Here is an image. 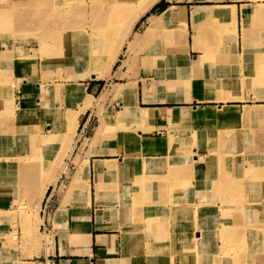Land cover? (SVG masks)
<instances>
[{"label": "rangeland", "instance_id": "obj_1", "mask_svg": "<svg viewBox=\"0 0 264 264\" xmlns=\"http://www.w3.org/2000/svg\"><path fill=\"white\" fill-rule=\"evenodd\" d=\"M146 1L0 0V220L3 219L7 224L8 222L11 224L5 226L11 229L6 232L0 264H24L22 260L25 258L31 261L45 260L40 248L51 245L52 238L46 234L48 230L41 214L43 211L46 216L50 213L51 200L55 195L46 198L48 201L45 199L42 210H39L45 192L43 188L46 189L50 183L55 182L58 178V176L55 178V175L63 171L65 172L58 181L65 183L66 177L75 170V163L68 162L66 165L63 157L70 155L78 141L77 131L83 142L85 138L92 136L98 125L95 138L100 134L101 136L96 142L106 144L110 142L113 147L116 140H123L126 136L137 133L138 124L134 126L135 128H132L131 124L128 125L129 127L124 124L110 125L121 120V116L128 111L127 108H124L123 112L120 111L116 119L108 120L102 115H110V110L112 113L121 108L119 99H115L113 95L120 97L124 102L130 95H135V82L118 81L134 78L140 71L139 65L133 66L130 62L125 73L127 52L123 45L129 42L128 37L135 22L142 15L148 14L150 9L161 0L141 13ZM165 3L168 2L163 0L161 5ZM158 10L156 8L153 12ZM49 22L53 23L52 26L47 24ZM49 31L61 33L54 38L44 37L43 34ZM39 38L46 40L40 41ZM67 40H70V45L73 46L67 47ZM92 49L96 54L94 53L90 62H97L95 68L105 74L102 79L96 81H92L86 74L78 76L79 73L92 69V65L84 67L76 63L88 62L89 55L93 53ZM103 51V54H99ZM111 70L116 72L112 74ZM33 73L35 84L32 83L34 85L32 87L38 84L40 89L32 92L24 90L27 92L26 102L35 99L32 102L34 106L29 104L25 106L23 95L14 87L15 80H17L16 87L20 88L21 81L31 82L30 74ZM87 81L90 83L86 91L80 82ZM114 82L118 83L112 88ZM126 85H133L134 89L131 94L124 97L122 93ZM115 90H118V93H115ZM86 92L92 93L95 97L88 96ZM250 92L254 93L252 89ZM77 93L78 97H75ZM258 103L255 97L241 102L240 104L244 105L241 111L229 104L198 107L209 117L187 128L177 129L176 133L179 136L191 137L200 144L206 142L205 139L208 140V156L203 157L204 162L199 161L201 155L196 159L191 158L198 150L192 145L183 144L184 146H181V150L173 158L177 156L175 171L179 177L191 173L196 179L195 185L184 183L181 188L189 187L193 191L191 193H209L212 196L211 200H199L201 196H198V199L194 198L191 203L212 204L216 207V215L208 217V211L196 208V212L203 211V220L198 223L197 215L192 214L191 221L180 229V239L188 240L189 237L196 239L193 233L196 224L207 242L202 243V247L200 244L199 249H196L192 243L191 247L184 249L187 250L179 259H172L167 264H204L201 257L206 258V264H264V146H261V152L254 153L258 151L260 142L264 145V110L252 114L249 118L244 115V109L248 106L259 105L264 109V104ZM87 106L93 109L90 111L92 115L88 126H81L78 130L76 127L78 123L80 125V117ZM134 108H138L136 102ZM190 110L192 109L188 112H191ZM67 111L79 113L76 122L69 121V112L64 123V114ZM86 117L87 115H82V123ZM169 121L174 123L173 126L168 127V140L171 141L175 125L184 121L176 122L173 118ZM129 128V135H126ZM239 135L244 140L245 149H255V151L252 154L242 152L239 156L243 155V160L233 159L232 161H235L233 166L230 163L225 165L223 151L218 148L220 146H217V143L224 142V139L237 138ZM165 139L146 140L143 146H140L143 152L138 146L129 148V151H125L124 158L118 161V166L125 165L126 160L132 161V156H135V158L140 157L142 162L148 161L143 162L145 170H152L154 163H158L155 154L164 145ZM104 146H99V149L108 150L109 147ZM170 149L171 147L167 150ZM85 150L86 155L96 152L95 147L90 145H86ZM77 151L79 148L76 146L73 153ZM13 165H18L19 168H11ZM28 165L32 171L22 174L21 167ZM79 168V172H84L83 165ZM228 170L234 172V177L226 174ZM107 171L110 174L112 170L108 167ZM105 173L101 172V180L95 179V187L98 191L102 186L103 189L117 187V183L110 179L111 176L106 177ZM35 174L38 175L37 180H40L38 184L34 180ZM49 194L48 191L46 197ZM104 195L105 193H101V197ZM181 210L185 211V208L181 207ZM193 212L195 211L192 209L191 213ZM148 217L152 220L156 216L149 214ZM209 218H215L214 223H211ZM221 234L224 235L223 238ZM210 235H217L219 238H212ZM213 246L216 247L211 253ZM244 246L251 247L249 250H244ZM167 249V244H163L160 255L163 256ZM9 250L17 252V255L13 256L14 261L8 260ZM190 254H193L194 259L188 257Z\"/></svg>", "mask_w": 264, "mask_h": 264}, {"label": "crops", "instance_id": "obj_2", "mask_svg": "<svg viewBox=\"0 0 264 264\" xmlns=\"http://www.w3.org/2000/svg\"><path fill=\"white\" fill-rule=\"evenodd\" d=\"M166 1L165 7L144 14L135 22L128 37L129 42L123 45L127 52L125 73L130 62L133 66L139 65L140 71L134 78L118 82H135V95H130L125 102L113 95L119 99L121 108L112 113L110 110V115H102L108 120L116 119L120 111L127 108L121 120L110 125L124 124L129 127L131 124L135 128L138 124L137 133L129 135V128L126 135L130 137L116 140L113 147L110 142H96L101 136L95 138L98 125L92 136L83 142L77 131L78 141L70 155L63 157L66 165L68 162L75 163V170L63 184L58 180L65 171L55 175L58 178L46 187L40 201L39 210H42L43 201L55 195L51 200L50 213L46 216L43 211L41 214L52 244L40 248L44 261L25 258L22 261L26 264H167L172 259H179L186 247H191V238L180 239V229L191 221L192 214L197 215L198 223L204 217L202 210L196 212L191 201L194 198L197 200L198 196H201L199 200H211L212 196L209 193H191L193 191L189 187L181 188L184 183L195 185L196 179L191 173L179 177L175 171L177 156H173L179 153L181 146L192 145L198 150L191 158L196 159L201 155L199 161L204 162L209 143L205 139L206 142L200 144L191 137L176 133L177 129L187 128L196 122L175 125V132L169 141L168 127L174 125L169 121L172 118L170 115L174 111L225 104L241 111L244 105L240 103L254 97L258 104H264V0ZM168 49L172 52L168 53ZM34 73L37 75L36 70ZM34 73L30 74L31 82L21 81L20 88L16 87L15 80L14 87L23 95L25 106H34L32 102L35 99L26 102L27 92L24 90L32 92L40 89L38 84L32 87L35 84ZM118 82H114L112 88ZM80 83L87 91L90 82ZM126 86L129 90L124 97L134 89L133 85ZM251 89L254 93L250 92ZM86 94L95 97L92 93ZM75 97H78V93ZM135 102L138 108L133 109ZM90 111L93 109L87 106L82 113L87 117L82 123L81 115L80 125L78 123L76 129L88 126L92 115ZM69 112L64 114V123ZM164 138V147L156 152L158 163H154L152 170H145L143 162L148 161L142 162L140 157L135 156H132V161L126 160L125 165L118 166V161L124 158L129 148L138 146L143 152L140 146L146 140L160 141ZM217 144L223 151L225 165L230 163L233 166L237 159L244 158L243 155L239 156L242 152L252 154L255 151L245 149L241 135ZM86 145L94 146L96 152L86 155ZM102 145L109 147L108 150L99 149ZM76 146L79 151L73 153ZM261 146L264 145L260 142L258 151L254 153L261 152ZM169 147L172 150H167ZM108 164L115 165V170L110 174L107 173ZM81 165L84 167L82 173L79 172ZM95 167L98 168L97 174L102 171L106 172V177L111 176L117 187L98 191L95 187V179L98 178ZM226 174L234 177L232 171L228 170ZM37 179L38 175L35 174L36 184L40 181ZM48 191L50 194L46 197ZM101 193L105 195L101 197ZM192 209L195 212L191 213ZM149 214L157 216L154 217L157 220L149 222ZM8 225L11 224L0 220V254L4 252L6 232L11 229L5 227ZM163 244H167L168 249L161 256ZM9 251L11 254L6 251L10 256L8 260L14 261L13 256L17 252ZM188 257L194 259L193 254Z\"/></svg>", "mask_w": 264, "mask_h": 264}, {"label": "bare ground", "instance_id": "obj_3", "mask_svg": "<svg viewBox=\"0 0 264 264\" xmlns=\"http://www.w3.org/2000/svg\"><path fill=\"white\" fill-rule=\"evenodd\" d=\"M51 1V0H50ZM70 1V0H69ZM71 1H73V0H71ZM76 1V0H75ZM158 0H147L146 1V3L145 4H143L142 6V9L143 10H141V13H143V12H145L146 11V9H148V8H150L151 6H153L156 2H157ZM70 3V2H69ZM72 3H74V2H72ZM75 4V3H74ZM67 5V4H66ZM75 5H77V4H75ZM80 5V4H79ZM78 5V6H79ZM46 6V5H45ZM53 6V5H52ZM32 7V6H31ZM41 8H42V6H41ZM72 8H74V7H72ZM34 10V9H33ZM39 10V9H38ZM168 10H172L171 8H168ZM36 11V10H35ZM48 11V10H47ZM41 12V14H42V10L40 11ZM46 12V11H45ZM140 13V12H139ZM44 15H46V13L44 14ZM43 15V16H44ZM59 15V14H58ZM59 16H62V15H59ZM46 17V16H45ZM63 17V16H62ZM35 18H37L36 16H35ZM58 18V17H57ZM38 19V18H37ZM40 21H42L41 19H39ZM49 20V19H48ZM59 20V19H58ZM39 21V22H40ZM44 21H45V19H44ZM47 21V20H46ZM51 21H52V19H51ZM50 21V22H51ZM50 22L49 23H47V24H49L50 26H52V24H50ZM41 23H43V22H41ZM45 23V22H44ZM43 25V24H42ZM36 26H37V24H36ZM43 26H45V25H43ZM61 27V26H60ZM39 28V27H38ZM61 29V28H60ZM62 30V29H61ZM37 32H38V30H36ZM43 31H46V30H43ZM54 31H56L55 29H54ZM54 31H49V32H46L45 34H43V36L45 37V36H51V38H54V37H58V35H60V33L61 32H54ZM54 32V33H53ZM39 34V33H38ZM44 38H39L38 40H43ZM44 40H46V39H44ZM60 40V39H59ZM66 46L67 47H71V46H73V45H70V40H67L66 41ZM92 51H93V53H91L90 55H89V61L88 62H76L78 65H80V66H84V67H89L90 65H92L91 67H92V69H90L88 72H81V73H79V75L78 76H83L84 74H86V76H88V77H90L92 80H97V79H100V78H102V76H104L105 74L104 73H102L101 71H99L98 69H96L95 68V65L97 64V62H90L91 61V59H93V57H94V53L96 54V51L94 50V49H92ZM170 52H172L170 49H168V53H170ZM209 52V51H208ZM104 53V51L103 52H100L99 54H103ZM204 55V54H203ZM214 56H215V54H214ZM96 58V57H95ZM168 58H169V56H168ZM170 59V58H169ZM70 63H73V62H70ZM165 64V63H164ZM127 91H128V87H125V89H124V91H123V93H122V96H125L126 95V93H127ZM115 93H118V90H115ZM146 100V99H145ZM210 107H212V106H210ZM190 109H192V110H190L191 112H188V111H185L184 113H180V114H178V113H171V115H170V117H172L173 118V120H175V121H179V122H182V121H184V122H200V121H204L207 117H209L207 114H206V112H203V110H199V108L198 107H195V108H190ZM207 109H210V108H207ZM264 109H263V107H259V105H255V106H248V107H245V109H244V115L247 117V118H249V116H251L252 114H254V113H257V112H262ZM15 114H17V111H15ZM79 113L78 112H74V111H71L70 113H69V115H68V119H69V121L70 122H76L77 121V115H78ZM72 115V116H71ZM210 115H212V114H210ZM143 116H144V114H143ZM145 117V116H144ZM142 118V117H141ZM141 118H139V119H141ZM150 145H151V143H150ZM149 146V145H148ZM220 157V156H219ZM218 157V158H219ZM222 158V157H221ZM15 165V164H14ZM12 166L11 168H19V166L18 165H16V166ZM30 165H28V166H23V167H21L22 168V174H24V173H29V172H31L32 171V168L31 167H29ZM114 166L115 165H111V164H109L108 165V167L113 171V170H115L114 169ZM95 169H96V174L98 173L97 172V170H98V168L97 167H95ZM102 172V171H101ZM101 172L99 173V174H97V176H98V179L99 180H101L100 179V177H101ZM19 177V176H18ZM104 177H102V179H103ZM103 188H104V186H102ZM101 187V191L103 190V188ZM43 190L45 191V187L43 188ZM99 190V191H100ZM42 197V196H41ZM153 202V201H152ZM217 206V205H216ZM195 207L196 208H200V209H204V210H206V211H208V217H211V216H214V215H216L215 214V210H216V207L214 206V205H212V204H205V205H200V204H197V205H195ZM218 207V206H217ZM155 218H157V216L155 217ZM148 219H149V217H148ZM150 220V219H149ZM155 221V220H157V219H152V220H150V222L151 221ZM214 220H215V218H209V221L211 222V223H214ZM158 222V221H157ZM152 223V222H151ZM156 225H157V223L156 222H154ZM158 224H160L159 222H158ZM157 226H159V225H157ZM161 227V226H160ZM148 229V228H147ZM163 229V228H162ZM150 230H151V228H150ZM156 230H157V228H156ZM194 231H193V233H195V237H196V239H194V237H189V238H191V240H192V243H193V245H194V247L196 248V249H199V247H200V244H201V247L203 246V244L202 243H205V242H207V239H206V237L204 236V235H202V231H201V229H199V228H197L196 227V224L194 225V229H193ZM160 230H158V232H159ZM161 232V231H160ZM164 233V232H163ZM162 234V233H161ZM159 235V234H158ZM212 238H219L217 235H210ZM160 237V236H159ZM221 237L223 238L224 237V235L223 234H221ZM252 247H254L255 245H251ZM251 246H244L243 247V249L244 250H249V248L251 247ZM215 247L216 246H213L212 248H211V250H210V252L212 253L213 251H214V249H215ZM201 260H202V263H204V264H206V258H203V257H201Z\"/></svg>", "mask_w": 264, "mask_h": 264}, {"label": "trees", "instance_id": "obj_4", "mask_svg": "<svg viewBox=\"0 0 264 264\" xmlns=\"http://www.w3.org/2000/svg\"><path fill=\"white\" fill-rule=\"evenodd\" d=\"M162 3H163V0L159 1L157 4H155V5L150 9V11H149L148 13L153 12L156 8H157V9H162L163 7H165V6H166V3L163 4V5H161ZM146 15H147V14H146Z\"/></svg>", "mask_w": 264, "mask_h": 264}]
</instances>
